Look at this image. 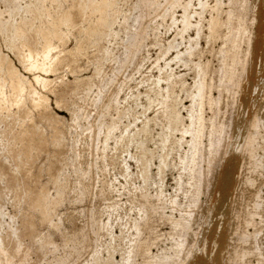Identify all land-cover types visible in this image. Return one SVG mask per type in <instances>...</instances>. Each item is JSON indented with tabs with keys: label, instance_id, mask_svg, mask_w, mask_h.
<instances>
[{
	"label": "rangeland",
	"instance_id": "rangeland-1",
	"mask_svg": "<svg viewBox=\"0 0 264 264\" xmlns=\"http://www.w3.org/2000/svg\"><path fill=\"white\" fill-rule=\"evenodd\" d=\"M25 1L33 2L31 9L16 11L12 16V20L19 24L25 22L22 26L24 36H13L9 27L6 34L0 32V57L7 58L5 68L0 72V81L5 83L8 96L7 103H0V209L5 214L0 216V235L5 249L12 264H54L55 255L60 264H124L123 257L129 245L125 239L127 232L120 224L136 216V211L131 209L143 202L140 198H145L147 193L155 196L161 187L165 198H184V194H178L175 189L174 178L179 173L178 152L173 150L175 137L164 133L161 139L169 136L165 148L160 139V146L151 142L143 148L131 142L116 147L111 141L104 152L98 141L95 122L98 112L117 92H120L118 98L122 102L120 113L124 118L128 117L120 129L123 131L127 122L136 118L140 122L144 120L143 114L139 115L144 112L139 103L145 105L143 96L148 94L152 80L159 76L157 64L164 66L163 57L150 36L146 42L148 46L139 56L140 72H136L132 65L139 41L137 37L131 38L137 30L133 23L137 14L136 0H115L114 7L118 10L114 28L119 30L121 25L123 31L118 37L104 41L95 40L89 33V29L101 23L99 14L92 13V0H45L42 6L36 4V0ZM104 1L94 0V6H100ZM218 1L225 9L229 3L243 2ZM197 3L194 0L193 4L197 6ZM162 4L159 9L145 6L139 27L161 22L165 12V4ZM209 4L214 6L216 1L209 0ZM246 6L252 34L250 55L246 56L245 45L241 56L246 72L240 78L238 95L222 90L220 118L228 129L213 158L212 172L204 182L201 201L194 209L187 245L177 256L172 242L163 244L173 257L167 264H234L232 249L239 226L236 215L244 209L249 201L244 198H249L251 191L243 180L249 173L243 165L249 163L246 149L253 132L251 121L257 114L264 121V0H247ZM254 18L256 22L252 25ZM163 25L160 29L162 40H172L176 27L168 19ZM52 29L54 32L50 35ZM40 33L46 34L41 38ZM46 37L58 47L56 54H60L62 63L58 72L49 76L51 82L46 90L32 84L33 89L47 98L46 102L37 105L30 95L32 88L26 89L23 98L12 88V84H17L13 68L25 74L22 63L24 46L35 52L41 50ZM202 46L207 48L205 43ZM204 50L207 51L205 56L217 66L215 58ZM121 59L124 62L118 65ZM173 68L186 72L181 66ZM161 74L162 77L166 75L165 72ZM25 76L32 79L28 74ZM110 77H114V81L111 79L107 88L102 89ZM191 78L188 76L187 81L191 82ZM98 90L102 91V100L96 105ZM137 93H143L139 100L135 99ZM77 110L81 114H92V119L89 122L81 119L76 125L73 113ZM155 110L151 109V112ZM261 136L254 148L256 154L252 162H264V135ZM128 153L134 160L129 159ZM125 158L131 165L130 176L124 168ZM104 164L109 165L107 171H104ZM225 173L230 174V182L227 180L230 185L222 190L220 185ZM258 174L253 177L256 183L253 190L261 192L264 200V171ZM208 181L209 189L206 188ZM236 188L239 189L237 192ZM59 189L62 193L57 196ZM45 197L52 198L55 207L51 217L53 224L45 218L44 207L39 206ZM112 206L118 208L113 216L115 224H119L117 239L101 226L102 221H107L108 207ZM58 218L62 219L59 229L54 225ZM260 242L264 243V234ZM1 260L6 262L4 256ZM253 261L256 264L259 258L254 257Z\"/></svg>",
	"mask_w": 264,
	"mask_h": 264
},
{
	"label": "bare ground",
	"instance_id": "bare-ground-1",
	"mask_svg": "<svg viewBox=\"0 0 264 264\" xmlns=\"http://www.w3.org/2000/svg\"><path fill=\"white\" fill-rule=\"evenodd\" d=\"M215 1L216 4L214 6L209 4V0H197V6L193 4L194 0H136V6L134 4L137 14L133 18V23L136 25H133H135L137 30L132 33L131 38L137 37L139 41L135 49L132 65L136 72L139 73L141 70L139 56L148 46L146 42L152 36V41L159 47L164 66L161 67L159 63L157 64L159 76L152 80V86L151 88L149 86L148 94L145 97L143 96L145 105L139 103L141 109H144L142 110L144 112L139 113V115L143 114L142 119L144 120L140 122L136 118L132 122H127L128 124L124 126L125 129L123 131L120 129L121 124H124L123 120L127 116L124 118V115L120 113L122 102L119 100L120 92H117L104 105L101 112H98V120L95 122L98 141L102 143L104 152L110 147L111 141H114L116 147L123 142H131L137 143L143 148V146L151 142H154L157 146L159 144L158 139H160V144L165 148L169 136L165 140L161 138L165 136V132H168L171 137H175L173 150H177L179 159V166H177L179 173L174 178L175 189L178 194L182 192L184 198H165V191L164 189L162 190V187L155 196L147 193L145 198H140L143 202L138 203L134 209H131L134 212L136 211V216L134 215V218L130 217L126 223L120 224L127 232L125 239L128 240L129 245L123 257L124 264H167L173 257L163 248V244L167 241L172 242L175 247L174 255L178 256L188 243L187 237L192 230V222L195 215L194 209L201 201L204 182L212 172L211 164L213 158L219 152L226 133L227 125L220 118L221 93L224 89L227 92H232L233 95L239 94L237 90L241 88L240 78L246 72V65L241 59L243 48L246 45L245 54L249 56L252 43L247 19V0H243L242 3L237 5L229 3L227 9L218 0ZM44 2L45 0H36V4L38 3L40 6ZM162 3L165 4V12L161 16L162 21L139 27L144 7L149 5L151 8L159 9L163 5ZM32 5L33 2H26L25 0H0V8L5 9L4 11L0 9V32L6 34L9 27L13 36H24V28L22 26L25 25V22L22 21L19 24L16 20H12V16L16 11L31 9ZM114 6L115 0H106L100 6H94V0H92V13L99 14L101 19V23L94 29H89L90 35L94 36L95 40L104 41L107 38H116L123 31L121 25H119V30L114 28L118 10ZM178 10L181 12L179 16ZM167 19L176 27L175 36L170 41L168 39L162 40V32L160 33V29L164 26L163 23ZM124 22L126 23L125 20ZM255 22L254 18L252 25ZM53 32L54 30L52 29L49 34L53 35ZM190 32H192V35ZM45 34L40 33L41 38ZM202 43H205L207 48H203ZM24 47L26 50L22 56L23 68L25 74L32 76V79L13 68L17 84L15 86L11 85L14 90L19 92L18 94H20L21 98L24 97L28 87L32 88V84H36L46 90L51 82L49 76L58 72L62 63L60 54H56L58 47L48 40L47 37L41 50L35 52L27 45ZM204 49H207L215 58L217 66L213 64L210 58L205 56L207 51ZM158 60L160 61V59ZM6 62V57H0V72L5 68ZM122 62H124L123 59L118 62V65H121ZM174 66L184 67L186 72L177 71L176 68H173ZM163 72L166 74L165 77H162L161 73ZM190 75L192 76L191 82H188L187 78ZM113 78L107 79L103 83L104 88L102 89L107 88ZM4 84L0 81L1 104L8 101V96L5 92L6 85ZM137 94L138 96L135 95L137 98L134 97L139 100L143 93ZM30 95H32V99L37 105L47 101V98L37 92L36 89L32 88ZM101 100L102 91H99L95 97V104L98 105ZM151 109L156 110L151 112ZM73 116V121L76 125L79 124L81 119L85 122H89L92 119V114H81L79 110L75 111ZM251 128L253 132L248 138L246 149L249 163L248 166L245 163L243 165V168L246 166L249 173L248 176L242 177L245 187L251 191L250 197L244 198L249 201L245 204L244 209L236 215L239 226L236 234L233 233L236 236V247L234 246L232 249L234 264H255L253 263L254 257L259 258L256 264H262L264 261V243L260 242L264 234V200L261 192L256 191L255 193L253 190L256 186L253 177L255 174L264 171V162L262 160H253L252 162L254 154H256L254 148L258 146V139L262 137L261 135H264L262 134L264 132V121L259 114L253 117ZM118 134L119 136H117ZM128 155L131 161L134 160L132 154L128 153ZM123 162L126 174L130 176L131 165L127 158ZM108 166L104 164V171H107ZM216 173L218 172L216 171ZM223 175L220 185L222 190L227 189L230 185L228 183L230 174L225 173ZM161 181L160 184H162ZM154 184H157L156 181H154ZM206 188L209 189V181ZM238 190L236 188V192ZM61 193L62 189H59L57 196ZM39 206L44 207L45 218L53 224L51 217L55 207L52 206V198L45 197L39 203ZM108 210L107 221H102L101 226L108 231L113 239H117L116 228L119 227V224H115L113 216L118 211V208L112 206L108 207ZM3 215L5 214L0 209V216ZM57 220L58 222L54 225L59 229L62 225V219L58 218ZM11 229L16 234V230L13 227ZM231 240H234V238H231ZM251 241L253 245L250 244ZM238 242L242 243V245L240 246ZM243 244H246V246H243ZM2 256L6 258V262L1 260ZM60 263L59 257L55 255L54 264ZM0 264H12V258H10L5 249L2 235H0Z\"/></svg>",
	"mask_w": 264,
	"mask_h": 264
}]
</instances>
